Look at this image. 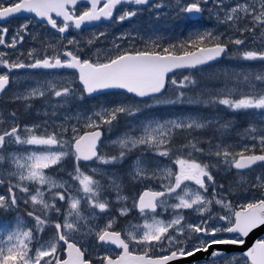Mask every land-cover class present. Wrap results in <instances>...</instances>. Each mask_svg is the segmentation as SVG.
Here are the masks:
<instances>
[{
	"label": "snow or ice",
	"instance_id": "snow-or-ice-1",
	"mask_svg": "<svg viewBox=\"0 0 264 264\" xmlns=\"http://www.w3.org/2000/svg\"><path fill=\"white\" fill-rule=\"evenodd\" d=\"M86 3L88 7L77 14L78 3ZM211 3L212 7L205 6ZM128 4L136 8L123 10L116 21L123 23L131 20L141 11L139 6L163 10L172 8L176 16H186L189 19L201 16L205 11L214 15L219 23L228 25L231 29L240 33L243 37L246 32L255 33L257 28L261 30L260 35L264 36V0L237 3L234 6L225 8L224 0H175L174 5L170 0H13L9 6H5L0 0V21L20 13L33 14L35 17L45 21L52 29L64 34L70 27L80 30L86 24H93L101 20H112L119 6ZM223 11V16L220 13ZM58 17L62 23L58 25ZM159 18V14L157 15ZM243 24V26H241ZM28 23L20 26L10 42L5 37L8 33L7 27H0V45L7 48H17L22 43ZM105 32H99L87 41L91 47ZM129 34H122L117 39H128ZM229 37L227 41L222 39V34H215L208 30L196 31L189 39L177 43H170L156 50L116 51L115 54H106L102 62L99 48L94 53L96 60L82 59L80 56V42L69 39L67 44H49L51 52L45 51L41 56L34 55L35 49L28 52L31 62L25 63L19 59L10 61L4 59L8 54L0 52V66L7 69V72L0 73V94L5 92L10 82L9 73L18 69H75L78 70V79L83 86L79 99L84 95L92 96L103 90L122 89L136 97L153 98L157 104H184L213 107L223 105L231 111L256 110L264 116V72L254 74H243V81L249 82L250 91L232 98L236 95L231 89H225L222 93L215 95L204 94L199 100L193 97L186 99L184 91H178L175 98H167L161 94L165 92L166 85L171 83L177 89H184L195 85L196 81L189 76L177 81L174 77L169 80L168 74L178 69H193L200 65L217 60L228 53V44L241 46L245 44L243 38ZM114 43L115 49H120L119 43ZM68 45H73V50H68ZM153 49L159 48L157 40H152ZM180 52L177 53L176 49ZM239 58L245 61H264V50H241ZM259 82V83H257ZM50 93L58 98L57 103L69 104L76 96V91L70 84L58 85L46 82L26 90L24 93L14 97L16 100L30 101L42 98ZM62 98V99H59ZM150 106V105H149ZM31 107V105H27ZM140 111L139 107L129 105H118L112 108H102L85 115V127L92 129L84 134H79L75 126L71 127V136L63 138L61 133L36 134V126L23 128L17 123L0 131V185L7 184L9 196L0 195V210L5 212L17 209L19 201L24 204L31 203L39 206V209L28 211L27 215L34 220L32 227H27L22 217H15L14 222L0 226L2 227L6 240L0 242V264H92L84 259V251L77 246L76 242H70L69 236L73 233L86 230L87 235H93L96 243L100 246L115 245L123 252L115 259L111 255L97 256L100 264H171V262L193 257L198 253H208L213 249L207 260L209 264H234V257L214 246L236 245L242 246L249 234L264 226V198L253 199L233 207L232 202L223 194L217 198L214 188L212 199L205 193L208 192V183L215 185L214 178L210 171V165L201 163L195 159L176 158L174 163L178 171L173 172L170 168H161L157 163L149 165L146 161L137 158L129 172L133 180L161 179L167 183H161V190H146L133 200L132 207L136 208L139 214L144 217L142 224H130L128 229L122 233L116 230V218L107 220L103 226L90 223L92 217L98 215L96 212L88 216L82 214L81 200L86 201L91 209H98L99 213H106L110 208V201L102 198V194L109 188L115 192L117 201H126L127 196L121 194V183L118 177L110 176L109 183L104 185L99 179L92 175H86L80 168V162L99 161L102 164H115L122 161L129 152L144 146L151 150L153 155L158 157H169L171 149L169 145L176 131H198L215 127L218 135L227 132L231 124L218 120L201 117L199 115H178L171 118L146 119L139 129L124 133L113 141L120 151L117 155L102 156L97 151L98 142L103 135V125L111 127L120 114L134 116ZM15 121L16 113H10ZM77 120L79 116L75 117ZM70 119V117H66ZM0 114V124L4 123ZM68 128H62V133H67ZM244 137H250L260 146V154L254 149L256 144L245 146L238 151H230V145L223 143L213 144L207 141L209 156L217 158V164H223L243 172L251 169L254 165L264 164V128H257L249 125L244 130ZM201 143L199 138H191L184 148L191 151L204 153L205 149L198 146ZM13 145L34 146L44 148V151H28L24 155L11 151ZM55 149V150H53ZM248 153V154H246ZM191 155V152L189 153ZM71 156L75 161L74 171L68 173L70 180L78 181V186H73L68 181H58L45 173V170L58 165L61 161ZM97 173V169L92 170ZM15 181V182H14ZM190 181L197 186L195 190L189 188L185 182ZM29 185H38L30 192ZM44 186L47 190L42 191ZM183 186V187H182ZM245 188H257L264 190V175L255 177L251 185H241ZM223 188V185L219 186ZM25 194L18 198L16 191ZM63 189V191H53ZM73 190L82 193V196L72 195ZM46 194L48 198L46 199ZM66 212L63 213L62 221H51L50 214L62 215L61 207L57 201L66 200ZM174 200V203H169ZM215 203L225 209L224 214L211 213V207ZM167 211L173 210L171 219L165 221L157 219V209ZM194 209L198 214L208 215L198 223H185V216L180 214L181 210ZM40 211L41 214H37ZM130 209L126 206L119 208V215L127 216ZM224 222L217 226L210 224L212 220ZM49 226L55 230L54 239L48 242H41L33 250L31 247L34 240ZM233 234L225 236L224 234ZM60 242L66 245L67 259L61 260L58 256ZM136 243L145 245L142 255L133 256L129 252V244ZM153 248L165 253L159 256H149ZM245 264H264V241H257L246 253H244Z\"/></svg>",
	"mask_w": 264,
	"mask_h": 264
},
{
	"label": "rangeland",
	"instance_id": "rangeland-1",
	"mask_svg": "<svg viewBox=\"0 0 264 264\" xmlns=\"http://www.w3.org/2000/svg\"><path fill=\"white\" fill-rule=\"evenodd\" d=\"M3 4L6 6L9 3H12L13 0H2ZM170 2L174 5L175 0H170ZM187 2V0H185ZM245 0H224V7L228 8L234 6L237 3H243ZM249 2H256L258 6V0H249ZM206 8L212 7L211 3ZM207 16H213L210 14L209 11H206ZM159 14V18L157 15ZM221 17L223 16V11L220 13ZM210 18H208L209 20ZM192 20L186 16H176L175 11L172 8L157 10L153 8L145 9L141 15L137 19V23H135V27L133 29H126L124 34H129L128 39H117L115 43L120 44V49L117 50L114 47V41L109 38V32L107 31V27L103 26L100 28L95 29L92 32L84 33L78 36V38L70 37L69 39H75L80 42L81 51L89 54V59L96 60L97 56L94 54L96 49L99 48L100 50V57L99 59L103 62L105 60L106 54L111 55L115 54L116 51H136V50H158L162 47L168 46L170 43H179L182 42V37L189 39V37L196 31H203L206 30L204 27L200 26L198 22H191ZM25 22L28 23V28L25 32H21L24 35V43L20 46L17 51H13L12 48L7 50H2L0 47V52H5L8 55L4 57V59L15 61L17 59L27 62V60H31L28 57V52L31 49H35L34 55L36 57L41 56L45 51L51 52V49L48 47L49 44L60 46L61 43H58V39L56 37H52L48 31L45 29L44 26H41L36 21H29L28 19H14L12 20L7 26L9 30V42L11 38L20 31V26ZM190 23V24H189ZM193 23V24H192ZM219 23V22H218ZM134 24V23H132ZM194 25L195 27H191L188 29L189 26ZM226 25V24H225ZM187 26V27H186ZM219 26V25H218ZM243 26V24H241ZM226 27L229 28L230 31H234L228 25ZM220 29V28H219ZM222 29H220L221 31ZM105 32L106 35L101 37L99 41H97L94 45L89 47L87 45V41L92 38L95 34L99 32ZM187 31V34H186ZM214 33L213 29H209ZM224 31V30H222ZM256 32L258 35L255 34H247L243 37H240V33L236 32L237 35L234 36L233 32L227 31L225 35H222V39L227 41V37L232 38H243L245 39V44L241 46H236L231 44L232 47L234 46V51H236L237 47L241 50H264V36L260 35L261 30L257 28ZM117 35V34H116ZM118 37L122 36L118 33ZM188 36V37H187ZM227 36V37H226ZM152 40H157L160 47L153 49L151 45ZM73 50L74 46L70 45ZM88 56V55H87ZM240 53L235 57V60L240 62L238 64L231 63L228 66V70H230V76H223L226 78H233L232 72H244L243 74H254V73H262L264 72V61H245L239 58ZM224 64L221 65H214L209 68H205L200 70L194 74L188 73H180L177 74L174 78L179 82L183 80L184 76H189L190 78L196 81L195 85H190L184 89H177L175 86L171 85L166 95L167 98H175V94L178 91H184L186 93V99H191L193 97L199 100L204 94L215 95L216 93H222L225 89H231L233 92L236 93L232 98H238L240 95L245 94L247 91H250V84L249 82L244 81V84H237L234 81H228L221 83L222 76L219 77V73L221 72ZM7 72V69L0 66V73ZM229 73V72H227ZM194 75V77H192ZM15 76L14 82L12 81V86L9 91L4 94L1 98L0 103V114H2L4 118V123L0 124V131L5 128L11 126L12 123H17L21 126L22 132L25 125L27 126H36L35 132L39 135L50 134L52 132L61 133L63 138L68 139L71 136V127L75 126L78 130L79 134H84L87 131H91L92 129L86 128L84 125L86 123L84 116L91 115L93 112L99 111L102 108H112L121 104L129 105L133 107H139L140 111L134 115L129 116L127 114H120L116 121L113 122V125L109 127L108 125H103L101 130L104 132V140L99 145V153L102 156H113L117 155L120 149L116 144L113 143L117 138L122 136L126 132L135 131L140 128V126L144 123L146 119H162V118H171L178 115H199L201 117H207L209 119L218 120L223 122L226 118V115L223 112L227 113H241L244 116L248 115L249 122L251 125H255L258 129L264 128V116H262L256 110H239V111H231L223 105L207 107L200 105L197 103L196 105H191L188 103L184 104H157L154 100L149 102H142L134 97H127L126 94L123 93H109L103 96L96 98L95 101H91V103L87 104H80L77 106L75 103L79 99L80 92L78 91V87L74 86V83L77 82L76 74H53V75H46V74H32L28 72H20L18 74L13 75ZM12 76V77H13ZM201 77L205 81H212L210 83H205L204 85L199 84L201 81ZM46 82L56 83L58 85L70 84L71 87L76 91L75 98L72 99V102L69 104H60L57 103L58 98H55L50 93H47L42 98H36L30 101H23V100H16L14 99L15 96L24 93L26 90L43 85ZM215 83V84H213ZM259 83V82H257ZM6 95V96H5ZM7 97V102L4 99ZM62 99V98H59ZM81 100V99H79ZM3 103V104H2ZM11 103V104H10ZM31 105V107H27V105ZM150 105V106H149ZM16 113L15 121L12 120L10 113ZM79 116L80 119L77 120L75 117ZM66 117H70V119H66ZM68 128L67 133H62V128ZM231 128L228 130L226 136H242L244 133L242 132H233L230 131ZM216 131L215 127H210L204 130L198 131H176L171 139V143L169 148L171 149L169 157H158L153 155L151 150H148L144 146H140L127 154V156L120 162L115 164H102L99 161H95L94 164H87L84 162H80V168L86 175H92L94 179H99L102 184L107 185L109 183L110 176H116L119 178L121 183V194L127 196L128 199L126 201H117L115 198V192L109 188L106 192L102 194V198L108 199L110 201V208L109 211L106 213H99L98 209H91L86 201L81 200L80 209L83 215L88 216L91 212H96L98 215L92 217L90 223H94L99 226H103L109 218L115 217L116 218V230L122 231L123 233L128 229L130 224H142L144 222V217H142L138 210L132 207L133 200L138 197L144 189H154V190H161L160 186L161 183H167L165 180L161 179H150V180H133L131 179L129 172L137 158H140L142 161H146L149 165L155 166V164L159 163L161 168H170L173 172L178 171V166L174 163L176 158H188V159H195L201 163L209 164L211 174L215 178L220 179L222 175L227 179V183L223 185V188L214 187L217 192L220 194L225 195V197L232 202L234 208L238 205L243 204L245 202L251 201L253 199H257L258 193H263L264 190L257 188H233L231 186V178L228 176H233L235 174L234 168H229L223 164H217V158L214 156H209L207 154L208 151V144L207 142L204 143L202 140L203 135L209 133L210 135H214L210 138H216L217 134L214 132ZM214 133V134H213ZM188 134H196L197 137H201V143L198 145L205 149L204 153H198L191 151L190 148H184L186 143H182ZM183 136V139L180 137ZM222 136H219V138ZM217 138V139H219ZM232 138V137H231ZM217 141V140H216ZM212 142L213 144H216ZM225 145H230V151H238L245 146H251L256 144V147H260L256 141H253L251 138L249 140H227L221 142ZM25 149L28 151H44V148H37L34 146H25V145H13L11 147V151L17 152L19 155H24ZM55 150V149H53ZM191 152V155L189 153ZM199 154L200 157L195 158L193 155ZM248 154V153H246ZM143 155V156H142ZM75 168V161L74 159L69 156L64 158L60 164L52 166L45 170L47 175H50L53 179L58 181H68L73 186H78V181L70 180L68 173L74 171ZM97 169V173H93V169ZM258 175H264V167L257 169L251 173H246L244 175L239 176L238 181L243 183L244 185H251L255 177ZM236 177V176H235ZM234 177V178H235ZM15 182V181H14ZM208 183V192L205 195L211 198L213 190H210V184ZM185 184L195 190L197 188L190 181H186ZM222 185V184H220ZM230 186L231 190L229 191L226 187ZM39 187L38 185H29L30 192L34 194V189ZM183 187V186H182ZM8 185L4 184L3 187L0 188V195L9 196V192L7 190ZM15 190V189H14ZM47 186H44L42 191L46 192ZM53 191H63V189H54ZM25 194L22 193L21 196ZM46 194V199L48 198ZM72 195L74 196H82V193H77L73 190ZM219 198V197H218ZM237 200L234 202L232 200ZM68 197L66 196V200L64 202L57 201V206L61 207L62 215L57 216L55 213L50 214L51 221H62L63 213L66 212V202ZM174 200H169V203H174ZM122 206H126L130 209L129 214L127 216L119 215V208ZM215 203H213L211 207V213L215 214H224L225 209H223L220 205H217L215 208ZM22 208L21 211H17V209L10 210V211H3L0 210V226L7 225L14 222V218L19 216L22 217L24 223L27 227H32L34 224V220L27 215L28 211H32L34 209H39V206H34L31 203L24 204L19 201L18 209ZM3 213V215H2ZM37 214H41L40 211H37ZM182 215L185 216V223H198L200 220L204 219L208 214L205 213L203 216L198 214L194 209H184L181 210ZM157 219H163L165 221L169 220L173 216V210L168 208L167 211L160 208L159 212L156 214ZM210 224H215L217 226L222 225L221 221L212 220ZM55 230L52 226H49L45 229V231L38 237V240H34L31 247L35 250L36 247L39 246L41 242H48L54 239ZM6 240V235L0 227V242ZM70 242H76L86 254L87 260L95 263L100 264L97 260V256L100 255H111L112 257L118 256L116 254V250L113 248L100 246L96 243L93 235H87L86 230L73 233L69 236ZM132 247V252L134 253H144L146 248L145 245L136 244L134 242L130 243ZM64 245L63 242H60V246L58 247V256L60 259L64 258ZM165 253L159 251L157 248H153L149 251V256H159Z\"/></svg>",
	"mask_w": 264,
	"mask_h": 264
},
{
	"label": "flooded vegetation",
	"instance_id": "flooded-vegetation-1",
	"mask_svg": "<svg viewBox=\"0 0 264 264\" xmlns=\"http://www.w3.org/2000/svg\"><path fill=\"white\" fill-rule=\"evenodd\" d=\"M87 7H79V8H77V14H79L80 12H82L83 10H85ZM133 8H135L134 6H122V7H120L117 11H116V14H115V20L111 23V24H102V25H99V26H96V27H94V28H91V29H86V30H84V31H82V32H77V31H75L72 27H70V29H69V31L68 32H66V33H64V34H60V33H58L57 31H48L49 33H51L52 35H54V36H56V38L58 39V43L60 44L61 43V37L63 38L62 39V43L63 44H67V41H68V38H70V37H73V38H78V36L80 35V34H84V33H89V32H92V31H94L95 29H97V28H100V27H103V26H106L107 27V31L109 32V38L112 40V41H115V40H117V35H118V33L119 34H124V32L126 31V29H133L134 27H135V23H137V19H138V17L141 15V13L143 12V10L141 9V11H139L138 12V14H137V16H135V17H133L131 20H126V21H124L123 23H118L117 21H116V16H118L123 10H129V9H133ZM206 11L204 12V16H203V18H204V20H203V22H204V25H207V23H208V18H210V17H213V16H207L206 17ZM57 23H58V25L59 24H61L62 22H60V21H57ZM132 23H134V24H132ZM47 30V29H46ZM229 32H233L234 33V35H235V31H229ZM117 34V35H116ZM223 35V34H222ZM225 35V34H224ZM244 35H246V33L244 34ZM227 37V36H226ZM228 38V37H227ZM72 48L70 47V45H68V50H71ZM80 54V56H81V58L82 59H89V54H86L85 52H80L79 53ZM88 55V56H87ZM29 62H31V60H27V62L26 63H29ZM21 72H28V73H32V74H46V75H53V74H72V73H74L75 74V72H71V71H60V72H57V73H45V72H43V71H35V72H33V71H30L29 69H26V70H24V71H21ZM14 78H15V76H13V81H14ZM74 86H76V87H78V91L80 92V94L82 93V87L78 84V80H77V82L76 83H74ZM77 95V94H76ZM4 101L5 102H7V97L4 99ZM2 101L0 100V103H1ZM76 104H77V106L78 105H80V104H87V103H91V101H89V100H87L85 97L82 99V100H79L78 99V101H76L75 102ZM3 104V103H2ZM11 104V103H10ZM257 150H258V148L256 147L255 149H254V151L256 152V154H257ZM264 167V165H261V166H259V167H257L256 169H254V170H252V171H249V172H240L239 170H236V169H234V173H235V178L233 179V182H232V186H234L233 188H241L242 186L241 185H244L243 183H241V182H239L238 181V178H239V176H241V175H244V174H246V173H251V172H253V171H255V170H257V169H260V168H263ZM236 180V181H235ZM235 181V182H234ZM188 182V181H187ZM217 193V192H216ZM221 194L220 193H217V198L220 196ZM257 196H258V198L257 199H259V198H264V192L263 193H258L257 194ZM211 198H213V196L211 195ZM232 201H234V202H237V200L235 199V200H232ZM215 206L217 207V205L215 204ZM215 207V208H216ZM221 223L223 224L224 222H222L221 221ZM261 229V231L259 232V234H264V226L263 227H261L260 228ZM259 229V230H260ZM263 229V230H262ZM253 232H258L256 229L255 230H253ZM123 233V232H122ZM226 237L227 236H231V235H229V234H224ZM257 241H264V235L262 236V237H260L259 239H257L254 243H253V245H252V247L255 245V243L257 242ZM130 247H131V245H130ZM131 249H132V247H131ZM116 250V249H115ZM132 251V250H131ZM121 250H116V254H118V256L121 254ZM140 254V253H139ZM209 255H210V253H203V252H201V257L200 256H198V257H200V259L202 260V261H200V260H198V259H196L197 258V256H193V257H191V259H190V262H189V264H209V262H208V260H207V257H209ZM230 257H234L235 258V260H234V264H245V257H244V255L243 254H241V253H237V252H235V253H233V254H231V255H229ZM114 257H117V255L116 256H114ZM198 260V261H197Z\"/></svg>",
	"mask_w": 264,
	"mask_h": 264
},
{
	"label": "water",
	"instance_id": "water-1",
	"mask_svg": "<svg viewBox=\"0 0 264 264\" xmlns=\"http://www.w3.org/2000/svg\"><path fill=\"white\" fill-rule=\"evenodd\" d=\"M152 1H155V0H152ZM78 5H87V4L82 2V3H78L77 6H78ZM77 6H76V7H77ZM119 7H120V6H119ZM136 7H137V6H136ZM139 7H144V8H146V7H148V6H139ZM12 17H33V18H36L37 20H39L40 22H44V23H46L45 21H42V20H40L39 18L35 17L33 14L20 13V14L14 15V16H12ZM201 17H202V15H201V16H198V17H195V18H193V19L198 20V19H200ZM9 18H11V17H9ZM9 18H8L7 20L0 21V24H5V23H7L8 20H9ZM57 18H58V17H57ZM113 18H114V17H113ZM58 19H61V18H58ZM112 20H113V19H112ZM112 20H110V21H109V20H101V21H99V22H95V23H93V24H86V25H84L80 30H82V29H84V28H87V27L95 26L96 24H100L102 21H105L106 23H110ZM50 27H51V26H50ZM6 38H7V35H6L5 39H6ZM224 56H225V55L221 56V57L218 58L217 60L210 61V62L207 63V64L200 65V66H198L197 68H193V69H178V70H176V71H174V72L169 73V74H168V78H170L171 76H173V75H175L176 73H179V72L195 71V70H198V69H201V68H204V67L210 66V65H212V64H215V63L221 61V60L223 59ZM20 70H21V69L13 70L12 72H17V71H20ZM33 70H39V69H33ZM43 70H45V69H43ZM58 70H61V69H49V70H45V71H58ZM70 70H75V69H70ZM76 71L78 72V70H76ZM9 86H10V82H9L8 87H7L5 90H7V89L9 88ZM166 89H167V85H166ZM166 89H165V91H166ZM111 91H120V92L127 93L125 90H122V89H109V90H103V91H100V92L95 93V94H93L92 96H88V97L97 96V95L104 94V93L111 92ZM164 93H165V92H164ZM164 93H162L161 95H163ZM127 94L132 95V96H135L134 94H131V93H127ZM1 95H2V94H0V97H1ZM135 97H136V96H135ZM137 98L140 99V100L150 99V97H145V98H139V97H137ZM102 139H103V135L101 136L100 141H101ZM100 141L98 142V145H99ZM98 145H97V147H98ZM88 162H91V161H88ZM258 165H260V164L254 165L253 168L256 167V166H258ZM251 169H252V168H251ZM247 170H250V169H245V170H243V171H247ZM145 191H146V190H145ZM143 192H144V191H143ZM261 227H263V226H261ZM261 227H260V228H261ZM260 228H257V229H256L258 232H254V233H253V231H252V232L249 234V236H248L247 238H245V243H244L242 246H236V245H219V246H214V247L219 248V249H221L223 252H226V253H228V254H231V253H233V252H238V251L241 252L242 254H244V253H246V252L248 251V249H250V248L252 247L253 243H254L257 239H259L260 237H262V236L264 235V234H259V232L261 231ZM259 229H260V230H259ZM114 246H115V245H114ZM116 247H117V246H116ZM66 254H67V251H66ZM199 254L201 255V253H198V254L195 255V256H197V259H198V260H201V259H199V257H198ZM190 259H191V257H188L187 259L176 260V261L171 262V264H189Z\"/></svg>",
	"mask_w": 264,
	"mask_h": 264
},
{
	"label": "trees",
	"instance_id": "trees-1",
	"mask_svg": "<svg viewBox=\"0 0 264 264\" xmlns=\"http://www.w3.org/2000/svg\"><path fill=\"white\" fill-rule=\"evenodd\" d=\"M192 27H194V26L192 25ZM210 27H211V23H209V27L208 28H210ZM185 40H187V39L185 37H182V41H185ZM158 51H160V49ZM176 51H177V53H179L180 49L177 48ZM220 76H222V80L220 81L221 83L225 82L226 80H228V81L232 80L234 82H237V84H244V81L242 79V73L241 74H233V75H231L232 77L235 76L234 79L233 78L229 79V78L223 77V76H230V74H228V75L227 74H219L218 78H220ZM192 77H194V75H192ZM210 82H212V81H205L201 77V81L199 82V84L204 85L205 83H210ZM213 84H215V83H213ZM223 113L226 115V118H227V119H224L223 122H229L231 124V127H230L231 130L230 131H233V132L237 131L239 133L243 131V133H244V130L247 129L248 126L250 125L248 115L244 116V115H242L241 113H238V112H235V113H233V112L232 113L223 112ZM214 132L217 134V137L213 138V139L210 138V137H213L214 135H210V137H208L210 132H208L207 134L203 135L202 140H204V143H206L208 140H211V142H215L217 140L216 143H221L223 141L233 140V139H239L241 141H242V139L243 140H249L250 139V137L245 138L244 134L242 136H240V135L239 136H234V137L231 136L232 137L231 138V137L226 136L228 131L223 133L222 135H218L217 131H214ZM219 136H222V137L219 138ZM194 137L195 138H199V140L201 139V137H197L196 134H188V136L184 140H181V141H183L182 143H186L187 144L189 139L194 138ZM217 138H219V139H217ZM180 139H183V136L180 137ZM193 156L195 158H198L195 155H193ZM219 174L222 175V177L220 179L215 178L216 179L215 181L218 184L217 187H219L221 181L224 182L223 185L227 183V179L225 178V176H223L222 173H219ZM228 177L231 178L230 183H232L234 178L231 175L228 176ZM224 187H225V185H224Z\"/></svg>",
	"mask_w": 264,
	"mask_h": 264
},
{
	"label": "bare ground",
	"instance_id": "bare-ground-1",
	"mask_svg": "<svg viewBox=\"0 0 264 264\" xmlns=\"http://www.w3.org/2000/svg\"><path fill=\"white\" fill-rule=\"evenodd\" d=\"M203 22V21H202ZM209 23H211V27L210 28H213V27H215V25L218 23V21H217V19L216 18H214V17H210V19L208 20V23H207V25H204V22H203V25H202V23H199V25L200 26H202V27H204V29L205 28H208L209 27ZM190 24V23H189ZM193 24V23H192ZM194 26V25H193ZM187 27V26H186ZM191 27H192V25L191 26H189V28L188 29H191ZM195 27V26H194ZM186 34H187V31H186ZM233 182V181H232Z\"/></svg>",
	"mask_w": 264,
	"mask_h": 264
}]
</instances>
